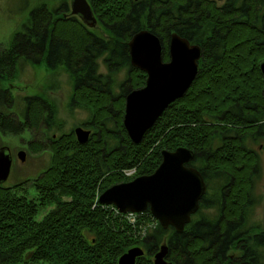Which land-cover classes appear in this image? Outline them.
Masks as SVG:
<instances>
[{
	"label": "trees",
	"instance_id": "1",
	"mask_svg": "<svg viewBox=\"0 0 264 264\" xmlns=\"http://www.w3.org/2000/svg\"><path fill=\"white\" fill-rule=\"evenodd\" d=\"M140 1L130 5L131 0H91L108 36L90 31L66 13L64 1L57 7L37 3L9 44L0 49V81L17 78L20 58L35 65L43 62L52 70L62 67L74 84L71 103L91 109V120L85 125L95 129L83 144L72 131L48 134V143H29L32 151L48 149L52 153L50 164L32 181L33 198L25 194L26 183L0 184V264H25L26 260L117 264L121 254L136 245L145 255L135 264H152L150 257L164 242L169 246L167 264H264L253 249L264 244V231L251 240V232L243 228L250 186L241 172H232L238 176V184L203 196L197 217L182 232L163 229L157 223L145 228L141 237L139 222L132 226L123 214L95 200L97 191L112 184L151 174L162 160V149L187 146L195 154L190 165L209 178L213 166L211 119L235 122L236 118L239 122L242 110L248 121L264 118V76L260 71L263 0L227 2L220 8L207 0H173L172 14L164 0ZM177 2L180 7L175 9ZM145 28L160 37L164 60H168L172 30L200 45L202 54L188 90L170 102L135 144L122 124L124 101L129 90L145 84L146 73L130 64L127 42ZM98 59L103 60L106 72L99 70ZM122 68L126 77L115 94L114 75ZM14 100L11 90L0 85V131L4 134L20 135L41 124L52 129L57 121L56 107L43 94L23 96V120L2 109L12 107ZM232 151L231 159L224 163L235 169L242 157L236 147ZM130 168L135 171L127 177L124 170ZM46 204L54 208L38 220L35 215ZM235 246L242 254H231ZM26 253L31 256L24 259Z\"/></svg>",
	"mask_w": 264,
	"mask_h": 264
},
{
	"label": "water",
	"instance_id": "2",
	"mask_svg": "<svg viewBox=\"0 0 264 264\" xmlns=\"http://www.w3.org/2000/svg\"><path fill=\"white\" fill-rule=\"evenodd\" d=\"M69 7L87 28L96 25V17L87 0H70ZM167 47L168 60H164L162 41L148 28L136 31L127 42L130 64L146 73L145 84L129 90L124 101L122 124L135 144L140 143L170 102L188 90L199 70L200 45L171 32ZM260 71L264 76V60L260 63ZM74 135L83 144L90 138V129L76 126ZM25 153L23 149L18 151L20 161L25 159ZM160 154L162 160L151 174L110 185L99 195L98 202L114 204L123 213L149 210L163 229L172 227L182 232L199 210L207 186L198 168L190 165L195 157L190 148L183 145L173 150L162 149ZM11 166L12 153L2 144L0 184L9 178ZM168 251V242L162 243L154 253L152 264H167ZM144 255L143 248L136 245L125 250L117 264H135L136 259ZM30 256L26 253L24 259Z\"/></svg>",
	"mask_w": 264,
	"mask_h": 264
},
{
	"label": "rangeland",
	"instance_id": "3",
	"mask_svg": "<svg viewBox=\"0 0 264 264\" xmlns=\"http://www.w3.org/2000/svg\"><path fill=\"white\" fill-rule=\"evenodd\" d=\"M65 2L68 7V12L70 11L69 2L70 0H0V49L5 48L12 36L15 34V31L21 29L25 18L29 14L31 8L35 7L37 3H45L48 6L57 7L61 2ZM219 3H222L221 1ZM87 27V26H86ZM90 31L92 30L100 36H108V31L102 25V22H98L97 25L91 28H87ZM99 61V70L101 72H106L103 60L98 59ZM18 70L17 78L13 80H1L0 85L2 87H8L12 94L15 97L13 106L10 108L2 107L3 111L11 113L18 117V119L23 120V114L25 112V102L23 96L29 94L40 95L43 94L47 101L52 103L56 107V119L53 123L52 129L47 128L45 125L41 124L40 128L35 130H25L20 133V135L15 134H4L0 131V145H5L9 148V151L12 153V166L10 169L9 178L1 185L11 187L17 183H26L25 194L29 198H33L35 190L33 187V179L43 173V170L50 164L51 160V151L48 149H42V151H32L29 148V143L31 141H36L39 143H48V134L50 135H59L73 131L76 126H82L83 128H90L92 132L95 131L94 126L90 124L85 125L86 122H89L92 117L91 109L86 105H75L71 103V94L73 90V85L68 78V74L63 71V68L52 70L48 69L45 63L38 65L32 64L29 60L20 58L18 61ZM126 77V70L124 68L120 69L114 75V84L113 92L116 94L119 92L118 84L123 82ZM187 91V90H186ZM71 104L72 106H70ZM125 107V105H124ZM110 127H113L112 120L109 122ZM58 127V128H57ZM213 140V138H212ZM212 142V141H211ZM214 144L215 139L213 140ZM262 142L263 146L260 149L258 143ZM259 142L254 143L250 141V145L255 151L258 152L259 156V166L255 178L251 181V186L249 189L251 195V203L246 206V212L244 214L245 223L244 229H248L252 235L254 233H260L264 231V140H259ZM215 145L211 144L213 149ZM20 149H23L25 153V159L19 160L17 153ZM203 162V161H202ZM204 163V162H203ZM135 171V168H132ZM207 182V194L206 197H210L213 193L219 191V186L213 176L206 178ZM104 190V189H103ZM102 190V192H103ZM97 191L95 200L97 201L99 195L102 193ZM103 206L105 204L101 203ZM54 208L53 204H46L39 208L38 213L35 215L38 220L43 219L45 214H47L51 209ZM111 208V207H110ZM109 208V209H110ZM206 210L204 209L203 212ZM129 213V212H128ZM146 215H143L140 220V213L136 216V223H130L132 226L137 224V233L143 237V230L146 227L153 226L157 224L158 221L151 216L148 210L144 211ZM141 213V214H143ZM198 213L193 216L196 218ZM127 217V213H126ZM124 216V218L126 219ZM127 220V219H126ZM128 222V221H127ZM93 235L89 234V237ZM258 244V243H257ZM232 247L231 254L234 253L242 254L243 250L240 248ZM253 249L260 257V260L264 263V244L254 245ZM236 250V251H235ZM234 252V253H233ZM154 255L150 258L153 261ZM25 264H44L41 262H33L31 260H26Z\"/></svg>",
	"mask_w": 264,
	"mask_h": 264
},
{
	"label": "flooded vegetation",
	"instance_id": "4",
	"mask_svg": "<svg viewBox=\"0 0 264 264\" xmlns=\"http://www.w3.org/2000/svg\"><path fill=\"white\" fill-rule=\"evenodd\" d=\"M210 1L216 8H220L223 4L227 2H231L230 4L236 5L237 3H241L242 0H207ZM222 3H219V2ZM89 6L92 8L94 17H96V25L98 22H102L99 17L94 12V9L91 4V0H87ZM142 1L140 0H131L130 5H138ZM166 4V10L169 14L173 13V0H164ZM177 6L175 9L179 8L180 3L177 2ZM70 5V2H69ZM179 6V7H178ZM68 8V7H67ZM70 8V7H69ZM67 13V12H66ZM69 13H71V8ZM78 18L76 15H74ZM81 20V18H78ZM94 27V26H93ZM172 32H175L172 30ZM171 33V32H170ZM239 122L234 119L235 122L231 121L229 118H225L224 120H220L218 117H213L211 119V125L213 126V140L215 139V144L212 140V153H213V160H212V172L211 175L215 179L217 186L220 189L229 188V186H234L238 184V176L233 174L232 172H241V174L246 175L248 179V184L251 186V181L255 178L256 174L254 173L257 171L259 166V156L258 152L255 151L254 148L251 147L250 141L257 143L259 140H264V118H251V120H246L244 116L243 110L240 111L238 116ZM82 127V126H81ZM85 129V127H84ZM90 129V128H87ZM73 132V131H72ZM92 133L90 129V134ZM53 136H55L53 134ZM75 136V135H74ZM263 146L262 142L258 143V147L261 149ZM236 147L237 151L240 150L241 157L239 158V163L236 165L235 169L229 168V166L224 163V160L231 159L234 151H232ZM208 171V170H207ZM207 173V172H206ZM207 173V174H208ZM202 175V174H201ZM204 176V175H203ZM205 183L207 186V179L205 178ZM208 189V186H207ZM250 189V188H249ZM207 193V192H206ZM248 205L251 203V195L248 193ZM194 215V214H193ZM191 216V218L193 217ZM245 230V229H244ZM245 231L250 232L248 229ZM257 233H254L256 235ZM243 239V238H242Z\"/></svg>",
	"mask_w": 264,
	"mask_h": 264
},
{
	"label": "built area",
	"instance_id": "5",
	"mask_svg": "<svg viewBox=\"0 0 264 264\" xmlns=\"http://www.w3.org/2000/svg\"><path fill=\"white\" fill-rule=\"evenodd\" d=\"M134 173V169L130 168L129 170H124V174L127 176V177H130L132 174ZM104 206H107V207H111V209L113 210V212H115L116 214H123L125 217H126V213H122V212H119V210L112 204L110 205H104ZM138 213L136 212H129L127 213V221L130 222L131 224L132 223H136V216H137ZM156 224H154L153 226H149V227H154ZM147 228V227H146ZM143 234H144V230H143Z\"/></svg>",
	"mask_w": 264,
	"mask_h": 264
}]
</instances>
